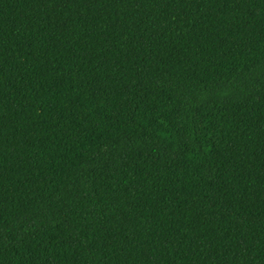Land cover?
Instances as JSON below:
<instances>
[{"label":"trees","instance_id":"trees-1","mask_svg":"<svg viewBox=\"0 0 264 264\" xmlns=\"http://www.w3.org/2000/svg\"><path fill=\"white\" fill-rule=\"evenodd\" d=\"M0 264H264V0H0Z\"/></svg>","mask_w":264,"mask_h":264}]
</instances>
